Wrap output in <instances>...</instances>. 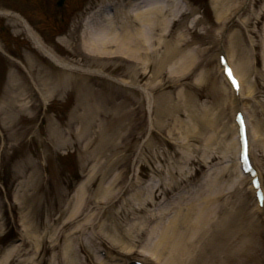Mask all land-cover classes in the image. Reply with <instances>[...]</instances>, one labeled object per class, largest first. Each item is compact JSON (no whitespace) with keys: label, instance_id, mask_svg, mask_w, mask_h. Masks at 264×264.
I'll use <instances>...</instances> for the list:
<instances>
[{"label":"rangeland","instance_id":"1","mask_svg":"<svg viewBox=\"0 0 264 264\" xmlns=\"http://www.w3.org/2000/svg\"><path fill=\"white\" fill-rule=\"evenodd\" d=\"M126 2L0 0V264H161L150 257L158 235L189 204L215 243L204 240L191 264H222V241L226 264H264V209L242 173L234 121L247 118L264 188V0H135L142 10L175 3V16L151 33L131 25L145 44L131 58L111 56L113 44L83 50L85 31L106 30ZM26 25L73 67L45 55ZM222 55L241 76L239 102ZM18 94L23 111L2 119ZM29 161L39 171L19 177Z\"/></svg>","mask_w":264,"mask_h":264},{"label":"bare ground","instance_id":"2","mask_svg":"<svg viewBox=\"0 0 264 264\" xmlns=\"http://www.w3.org/2000/svg\"><path fill=\"white\" fill-rule=\"evenodd\" d=\"M141 3L142 4L145 3V0H141ZM141 3L140 4L135 3V0H127L125 4L119 3L120 8H117L119 7L118 5L116 6V13L111 17H107L106 30L104 28V30L99 33L96 32L91 34H89V32L86 30L84 35H82L79 39L78 44L80 45V47L83 50L90 52L91 54H94V53H100L98 51H101V49L103 50L104 48H106L104 46L106 43L113 44L114 49L113 47L112 48L108 47L109 48L108 50L110 52V55L115 56V58L117 59L131 58L132 52L135 48L140 49V51L144 49L145 44L143 42H139L137 44L136 41L134 42L133 40L134 38L130 34L131 25L141 23V25L144 26V28L146 29L147 33H151L152 31L160 29V27H162L165 23H169V15L175 16V8L177 7V5L173 3L169 7L168 4V8H167L163 3L162 4L155 3V4H151L149 7L146 8L143 7L145 9L142 10ZM135 8L137 12L133 11ZM118 25L123 27L124 30L123 33L122 32L120 33V31H118L117 29ZM26 28L28 29L29 34L36 43L37 47L51 60L61 65L62 67H66V68L73 67L66 61L59 58L50 48H48L28 25H26ZM139 52H138V56H139ZM139 57H142L141 52ZM86 72L96 73V74L98 73L97 71L91 69H86ZM234 72L236 76L241 79V76L240 74H238V70L235 69V67H234ZM12 81H13L12 83L13 86L20 84V80H12ZM21 83L23 87L21 94L23 92L31 93L30 92L31 86L29 85L27 80H21ZM43 96L46 97L45 94H43ZM21 100H22V96L18 94L13 99L9 101H4L3 104L4 107L1 112L4 115L2 119L11 120L13 119L16 111H23L25 106L21 102ZM109 104L113 106V100L112 102H109ZM82 106L83 105H81L80 108ZM31 107H33V105L26 106V108H31ZM84 107L86 109L90 108V106H88L85 103H84ZM96 108L98 109L97 106ZM74 117L81 122L87 120V119H83L82 116L80 115H74ZM88 124L91 126L92 118L88 119ZM86 128H85V132L86 135H88L90 130ZM60 140H61L60 144L66 143L63 137L60 138ZM240 151L241 149L239 147V153ZM32 162L33 161H29L28 164L25 165L24 170L22 169V173L20 174L19 177L22 178L27 177V173L30 170H33L31 171L32 173L39 171V163H34V162L32 163ZM84 186L85 185L82 184L77 190L78 208L82 207L85 199L84 197L85 195L84 196L82 195ZM20 199L22 200L21 196ZM207 205L208 204H205V206ZM185 209L187 213H184V210L183 213L179 211V214L176 217H174L170 221L169 225H167L164 228V230L161 231L160 234L158 235V238L156 240V245L152 250V255L150 257L158 258V261H160L161 264H191L194 253L197 252L199 246L204 243V240L206 241L208 240L211 243V245L215 244L212 238L213 233H211L210 238L206 239V237L209 234V232L207 233V229L205 228L207 226L206 216L205 218L204 216H201L198 219V222H194L191 220V218L194 213L195 206H191V204H189L187 207H185ZM75 215H76L75 212H73V214L70 217L74 218ZM84 227L85 225L76 226L75 229H73L69 234H67V236L71 238L75 234L82 235L84 232ZM155 234L156 233H154V235ZM218 249H220L221 258L218 257L217 262L219 263L222 262V264H226L227 254H228L227 242L225 244V241H222L217 247V250ZM67 251H69L68 247H67ZM103 262L104 261H100L99 264H104Z\"/></svg>","mask_w":264,"mask_h":264},{"label":"snow or ice","instance_id":"3","mask_svg":"<svg viewBox=\"0 0 264 264\" xmlns=\"http://www.w3.org/2000/svg\"><path fill=\"white\" fill-rule=\"evenodd\" d=\"M229 75H231V73L229 72Z\"/></svg>","mask_w":264,"mask_h":264}]
</instances>
